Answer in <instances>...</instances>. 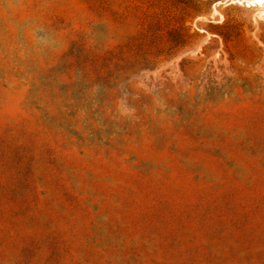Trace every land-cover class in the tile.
<instances>
[{"label":"rangeland","instance_id":"374dc122","mask_svg":"<svg viewBox=\"0 0 264 264\" xmlns=\"http://www.w3.org/2000/svg\"><path fill=\"white\" fill-rule=\"evenodd\" d=\"M0 264H264V1L0 0Z\"/></svg>","mask_w":264,"mask_h":264},{"label":"bare ground","instance_id":"6f19581e","mask_svg":"<svg viewBox=\"0 0 264 264\" xmlns=\"http://www.w3.org/2000/svg\"><path fill=\"white\" fill-rule=\"evenodd\" d=\"M261 1H264V0H261Z\"/></svg>","mask_w":264,"mask_h":264}]
</instances>
